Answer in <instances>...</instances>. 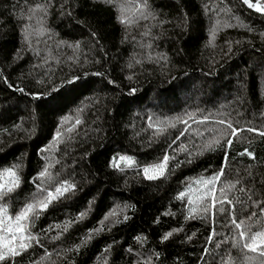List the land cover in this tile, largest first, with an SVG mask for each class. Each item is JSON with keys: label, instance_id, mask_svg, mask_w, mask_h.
<instances>
[{"label": "trees", "instance_id": "16d2710c", "mask_svg": "<svg viewBox=\"0 0 264 264\" xmlns=\"http://www.w3.org/2000/svg\"><path fill=\"white\" fill-rule=\"evenodd\" d=\"M262 131L264 13L243 0H0V183L20 177L0 190V249L46 167L44 196L75 185L0 264H264L243 247L264 232ZM165 154V175L146 179Z\"/></svg>", "mask_w": 264, "mask_h": 264}, {"label": "snow or ice", "instance_id": "6c2138e0", "mask_svg": "<svg viewBox=\"0 0 264 264\" xmlns=\"http://www.w3.org/2000/svg\"><path fill=\"white\" fill-rule=\"evenodd\" d=\"M245 4L248 5L250 8H254L258 12L264 13V6H262L259 3V0H257V3L253 4L250 2V0H243ZM123 22V21H122ZM31 33L25 30V40H28V36ZM215 36V29H213V38ZM78 47V45H77ZM75 81H68V83H74ZM18 91L23 92V89H17ZM66 122V121H65ZM81 121L79 119L76 120V124L78 125ZM221 123H224V121H221ZM228 127L232 129V135L237 136L238 132L236 128H233L231 124H228ZM75 128V125H73L72 128L67 129L68 132L73 131ZM247 131L253 132L256 131L254 128H248ZM260 135L264 136V131L259 133ZM61 133H57V137H60ZM219 141H209L207 144L203 146V150H210L213 149L214 144H218ZM232 141H228V145L231 146ZM202 151L199 154H202ZM247 154L249 157L254 158L253 154L251 152H248L245 150V153H241V155ZM170 157L165 154L163 157V161L161 163L144 167L142 169L145 178L149 180L158 179L160 177H163L167 170V165ZM228 159L227 153H225V160ZM120 161H123L126 163L127 166H132L135 162L131 157L122 156L120 157ZM191 162V161H189ZM114 166L119 167V163H115ZM18 166H13L12 168L5 169L4 172L6 176L9 178L7 183H0V190L7 189V192H12L15 190L16 187L19 186L20 183V177L17 175V172L13 170V168H17ZM225 174V168L221 167V169L213 175L212 177L208 178L206 181H204L207 184L206 192H215L214 183L216 180L220 179L221 176ZM41 180L43 181L41 185L37 187L38 194H40L37 198H34L31 203H27L24 205V207L15 215L14 221H15V231L12 234L11 241L4 245L2 249H0V262L6 261L10 256L15 257L17 255H20L22 252L26 251L28 247H30V241L33 238L30 231H29V225L32 222L33 217L39 216L40 213L43 211H46L49 205L56 199H59L61 196L64 195V193L68 191H72L75 188L74 184H70L68 182H64L60 186L55 188V192L47 191V195L44 196L43 193L45 192L44 184L47 183V180L51 179V174L49 172V168L46 167L44 171H42L39 174ZM3 177H0L2 179ZM47 178V179H45ZM8 184H11V187H8ZM2 191H0V195H2ZM184 194H180V198L183 199ZM221 197H224V200H221ZM204 198H202V211L207 212L208 206L207 204H203ZM231 203V200L228 199L227 193L223 190H221L220 196H216L214 198V203L212 205L213 208L216 207V204H220L221 207L218 209V211H225L223 208V203ZM193 211H196V209H193ZM8 208L6 206H0V213H7ZM86 212H82L79 214V216L76 218L77 221L83 219L86 216ZM115 215V212L109 213V216ZM255 215V213H253ZM109 216H106L104 220H108ZM128 217H125L127 219ZM11 219L9 220V223H11ZM232 224L235 225L237 229H244L240 232V237L242 240L245 239L246 233L251 232L250 226L245 227L246 222L240 221L239 223L236 222L235 218L232 220ZM104 222H101V227L98 229L93 230V233H90L88 236V239L92 238V235L95 232H99L103 230ZM57 227H60L57 225ZM65 230H67L65 228ZM175 231V230H174ZM172 232L167 233L163 236L162 240H168L172 236ZM211 239V237L209 238ZM87 241H85L86 243ZM234 247L239 246V243L234 244ZM243 247L248 249L251 252L258 253L261 257H264V232H256L254 234L248 235L247 239L243 243ZM205 251H208L207 249Z\"/></svg>", "mask_w": 264, "mask_h": 264}]
</instances>
